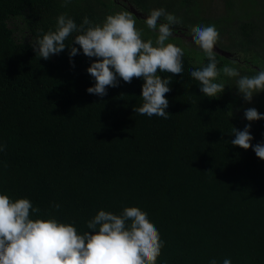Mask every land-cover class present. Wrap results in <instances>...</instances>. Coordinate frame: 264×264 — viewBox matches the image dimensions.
<instances>
[{
	"label": "trees",
	"instance_id": "obj_1",
	"mask_svg": "<svg viewBox=\"0 0 264 264\" xmlns=\"http://www.w3.org/2000/svg\"><path fill=\"white\" fill-rule=\"evenodd\" d=\"M128 1L264 74V0ZM129 13L0 0V264H264V99Z\"/></svg>",
	"mask_w": 264,
	"mask_h": 264
},
{
	"label": "rangeland",
	"instance_id": "obj_2",
	"mask_svg": "<svg viewBox=\"0 0 264 264\" xmlns=\"http://www.w3.org/2000/svg\"><path fill=\"white\" fill-rule=\"evenodd\" d=\"M212 2H210V9L207 12L211 13V16L215 17L218 15L223 14L222 11V1L221 0H211ZM202 37V36H201ZM203 38L207 39L206 37L203 36ZM183 44L187 47V48H194L197 52H199L200 54H204L206 51L208 50V47L204 44L203 40L202 41H194L188 38H182L181 39ZM163 43H166L165 46V51L169 52L171 51V49H179L181 52L186 53L188 55V57L192 58L194 57L196 63H200L201 58L196 57L192 52H187L185 51V48L181 45L180 40H175V41H168L166 38H162ZM222 45L218 46L221 49H224L226 51H230V47H227L228 45V40L223 38V41L221 42ZM226 45V46H224ZM247 58L250 57V55L246 56ZM198 58V59H197ZM193 59V58H192ZM228 69L226 68L223 71V76L225 77L226 80H230V84H232L233 87V91L235 94L238 93H245V94H250L252 93V91L254 90L255 92L252 93L253 94V98L249 99L246 101L248 108H251L255 102H259L258 99L262 98L264 99V95L262 92H260L256 87L255 84L256 83V79H255V75L254 74H250L248 72V70H246L245 68H242L241 65L237 64V69H239V74L238 73H233V72H237L236 68V64L233 63H229L228 65ZM233 72H230V71ZM231 74V75H230ZM148 76H150V74H148ZM231 78V79H230ZM224 80V79H222ZM252 84H251V83ZM240 84L244 85V88L242 90L239 91L240 88ZM242 88V87H241ZM264 106V102H261L259 105H257V108ZM252 111L255 110V108L251 109ZM237 112V111H236ZM237 114H241L240 112H237ZM243 120V119H242Z\"/></svg>",
	"mask_w": 264,
	"mask_h": 264
},
{
	"label": "flooded vegetation",
	"instance_id": "obj_3",
	"mask_svg": "<svg viewBox=\"0 0 264 264\" xmlns=\"http://www.w3.org/2000/svg\"><path fill=\"white\" fill-rule=\"evenodd\" d=\"M112 1L114 2V4L116 6H118L121 9V11H126V12L129 13L128 8L126 7V5H127L126 2H129L128 0H125L126 2H124V0H112ZM137 9L139 11H141V15H142L141 17H151V18H153L150 14H148L146 12H143L139 8H137ZM140 20H143V19H140ZM149 21H151V22H149L148 24H150L151 28L154 31H156V32H159V33H162V34H167L168 36H171V37H174V38L176 37V38H179L180 40L182 38H188V39H191V40H194V41H196V40L197 41H202L203 37H201V36H199V35H197L195 33L188 32L182 26L173 25L171 23H168V22H165V21H162V20H158V19H155V18L153 20H149ZM141 22H144V21H141ZM156 22H158V23H156ZM208 50H209V48H208ZM231 53H234V58L230 59L231 61H234L236 64L241 65L242 68H246L247 70L251 69L253 71H257L258 74H261V76H262V78L264 80L263 71L258 66H257V68L259 70H256L254 68V67H256V65H253L250 62V60L248 58H246L244 55H242L241 53H238V52H231ZM227 60H229V59H227Z\"/></svg>",
	"mask_w": 264,
	"mask_h": 264
},
{
	"label": "water",
	"instance_id": "obj_4",
	"mask_svg": "<svg viewBox=\"0 0 264 264\" xmlns=\"http://www.w3.org/2000/svg\"><path fill=\"white\" fill-rule=\"evenodd\" d=\"M124 2H126L124 0ZM126 7L128 8L129 12L136 17L138 20L143 19V20H153V18L151 17H141V11H139L133 4L126 2ZM203 42L205 43V45L208 46L209 51L212 53H215L217 55H219L220 57H223L225 59H233L234 58V53H231L229 51L220 49L219 47H217L211 40H207L205 38H202ZM256 70H259L257 67H254Z\"/></svg>",
	"mask_w": 264,
	"mask_h": 264
}]
</instances>
